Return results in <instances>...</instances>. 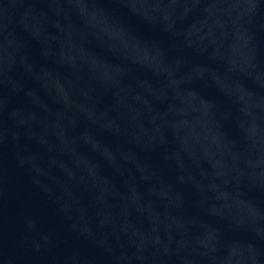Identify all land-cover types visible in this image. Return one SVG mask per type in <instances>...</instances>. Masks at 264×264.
I'll return each instance as SVG.
<instances>
[{
  "label": "water",
  "instance_id": "obj_1",
  "mask_svg": "<svg viewBox=\"0 0 264 264\" xmlns=\"http://www.w3.org/2000/svg\"><path fill=\"white\" fill-rule=\"evenodd\" d=\"M0 264H264V0H0Z\"/></svg>",
  "mask_w": 264,
  "mask_h": 264
}]
</instances>
